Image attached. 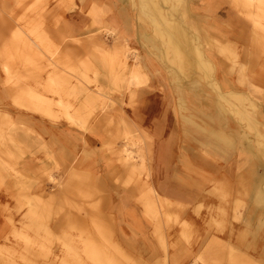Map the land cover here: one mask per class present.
<instances>
[{
    "label": "crops",
    "instance_id": "crops-1",
    "mask_svg": "<svg viewBox=\"0 0 264 264\" xmlns=\"http://www.w3.org/2000/svg\"><path fill=\"white\" fill-rule=\"evenodd\" d=\"M34 5L40 9L32 11ZM95 9H99V18L92 13ZM219 11L225 13L221 17L223 21L231 14L233 17L237 14L231 5ZM96 18L100 19L101 26L112 30L114 38H128L130 48L139 52L134 65L139 64L148 74L146 83L133 87V90L127 88L116 92L112 98L121 100L117 104L148 136L149 144L144 149L149 175L141 178L143 183L148 178L144 187L149 183L156 191L158 210L156 212L152 203L154 197L146 194L141 181L136 186H123L117 181L130 179V174L124 170L119 158L108 153L107 142L98 136L97 126L88 125L87 117L93 112L90 109L84 114L80 111L73 115L79 121L76 124L65 116L68 122L54 121L44 125L43 129L14 121L19 129H31L37 133H31L26 145L41 137L43 144L56 150L57 158L43 156L39 158L42 163L31 165L34 169L40 166L45 171L47 166L56 163V177L62 179L63 189L58 193V202L50 203L49 214L45 212L41 217L37 216V209L28 210L27 207L21 211L17 193L14 198V192H11V238L13 234L21 237L24 233L25 241L41 235L52 240L53 244L56 242L55 248L58 249L51 256L56 264H236L232 263L233 259L242 261V264H264V204L254 198L259 191L256 184L259 179H264V172L258 176L254 171L257 165L246 173L242 172L238 160V155L243 152L242 136L228 130L225 116L216 117L218 126L208 121L197 123L193 114L180 113L175 107L176 95L169 78L155 60L158 57L142 41L143 33L151 32L140 22L139 27H135L130 0H0V64L3 67L8 64L15 74L11 77L18 78L15 68L20 62L18 58L15 61L12 51L18 49L15 44L20 39L19 30L28 36L32 24H45L38 34L45 33L54 47L65 45L66 54L80 50L76 52L78 60L81 48L71 41L65 44L67 41H63L62 36L66 34L76 39L83 32H97ZM212 23L215 28L213 31L203 28V37L223 44L227 41L224 31L219 23ZM38 43L45 50L43 44ZM5 46L8 48L3 51ZM28 61L35 67H48L51 62L50 58L44 63L30 53L26 54L20 64L28 70L25 69V79L19 82H35L41 76L40 82L46 83L48 75L43 74L46 70H40L42 74L33 71L35 81L27 78L26 73L33 70ZM229 65L227 63L226 67ZM216 66L222 67L221 62H216ZM6 80L7 75L4 87L13 97ZM220 80H223L224 89L238 88L235 78L226 76ZM41 89L44 94L48 85ZM1 92L0 85V102L3 99ZM180 97L181 100L184 98L181 103L185 104L186 96ZM35 108L41 113L54 115L48 108ZM4 113L7 118L15 120L12 112ZM69 115L66 112V116ZM2 129L0 124V132ZM219 132L233 139L236 149H226L214 137V133ZM40 173L29 171L26 177L36 178ZM133 177L137 175H131ZM238 177L243 181L244 189L241 183L239 190ZM37 185L32 194L49 199L46 195H50L51 184L38 180L35 187ZM61 194L68 195L69 200L62 198ZM3 209L5 206L0 204V217ZM44 217L52 221L47 224ZM19 218L25 223L23 230L18 226Z\"/></svg>",
    "mask_w": 264,
    "mask_h": 264
},
{
    "label": "rangeland",
    "instance_id": "rangeland-1",
    "mask_svg": "<svg viewBox=\"0 0 264 264\" xmlns=\"http://www.w3.org/2000/svg\"><path fill=\"white\" fill-rule=\"evenodd\" d=\"M161 1L162 9L166 16L173 21H177L181 27L185 28L189 35L192 34L191 37H194L196 40L195 41L193 39L195 44L201 46L206 57H209L214 65V70L212 72L209 71L208 75L205 74L199 67L194 66L196 57H194L195 55L192 52L191 46L194 45V42L191 40L189 41L190 43L187 44L185 42H181V45L187 49V54L183 55L187 65L184 66L186 69L184 68L182 70V68L169 59V57H171L170 55L163 53V48H161V52H157L154 49V44L149 39L151 36L154 37L152 31H150L151 33L149 34L146 33L145 37L142 35L143 44L158 57H155V60L164 69L169 78L171 86L176 95L175 107H177L180 113L193 114V119L197 123H204L205 121H208L211 125L218 126L219 122L216 117H218V115H222L224 118L225 116L224 123H228V130H234L235 132L239 133L240 136H242L241 146L243 152L241 151V155H238L241 165L240 169L243 173H246V170L248 171L250 169H254L258 162L262 163L260 158L264 157L263 5L258 3L256 0H183L186 2L187 10L189 11L187 13L186 10H183V14L180 16L177 15L176 17V15L171 14L170 5L167 4V0ZM130 2L134 14L135 27H139V22L146 26V23L149 22L150 19H148V17L142 13L141 9H139L140 7H138L137 4L138 1L130 0ZM229 5L236 8L237 14L233 17V14L230 13L231 17L223 21V18L221 19V17L225 16V13L219 10L227 8ZM38 9H40V7L37 5H34L31 8L32 11ZM96 10L93 12L95 14L99 13V9L97 10L98 12H96ZM95 16L97 18L100 17V15L97 14ZM97 18L95 19V23H98L96 25L98 27L97 32L93 33L92 30H89L90 33L83 32L81 37L76 39L73 38V36H67L66 34V38L62 36V40L67 41L65 44L71 41L81 45H77L78 49L81 48V52L78 56L79 61L76 59V52L80 50L70 51L66 54V51H64L65 45H55L54 47L48 40L45 33L42 35L38 34V31L41 33L43 30L40 29V27L43 28L45 24H42L43 26H40L39 24H32L28 31L33 34L29 33L28 36L19 30L18 34L21 40L19 39L17 44H15L18 49L16 50L13 48L14 51H12V55L16 57L15 61H17L18 58L19 62L23 64L22 59L26 56V54L29 53L30 55H33L34 59H41L44 63L46 61L48 62L50 58L51 62L49 61L50 65L48 67H35L33 64H31L32 62L30 63V61H28L29 68L33 67V70H29L26 73L29 80L34 79L35 81L33 76L34 74H32V72L35 71V74H42L43 72L40 70H46L48 72L45 71L43 73L45 76L48 75L45 78L46 83L40 82L42 80L41 76L38 77V80L35 82L20 83L19 80L25 79L23 75H25V69L28 70V68L19 63V65L15 68L18 74V78H16V80L14 77H11L15 75L12 68L8 64H6L5 67L1 66L0 64V80H2V84L0 85L2 86L1 93L3 95V99L0 102V109L2 111V114H0V124L3 128L0 132V204L5 206V210L3 209L2 215L0 217V264H56L55 259L51 256H54V252H56L58 249L55 248L57 246L56 242L53 244L52 240L42 237L41 235L34 236V238H31L28 241L26 240V242V236L24 233L21 234V237H24V239L18 236V234H13V238H11L12 235L9 233V204L11 201V192H14V198L17 193V203L21 205V211L27 207L28 210L37 209V216L39 214V217H41L45 212L49 214L47 209L51 208L50 203L58 202V193L63 189L62 179L56 177V173L58 171L56 163H53L51 166H47L45 171L40 166L34 169L31 165L37 162L42 163V160L39 158L43 156V158H57V154H55L56 150L52 147H47L45 143L43 144L41 137H38L39 139L34 141L33 144L26 145L27 139H31V133H37L34 130L31 131V129H19V126H17L14 121L18 122V124H33L34 127H39L40 129H43L44 125L52 124L51 122L54 121L64 122L65 117L72 122L75 121L74 123L76 124V120L74 119L75 117H73V114L76 112V110L77 113L82 111L84 114L86 109H90L93 112L87 117L88 125L92 124V126H97L98 136L104 138V141L107 142L106 148L109 150L108 153L115 158H119L122 161L124 170L130 174V179H119L117 181L121 182L123 186H136L138 182L141 181L142 186L144 187L146 180H148V178H146L143 183L141 178L145 174L149 175L147 172L148 169L144 149V147H147L149 143L147 140L148 136L143 135L145 133H142L138 126L134 125L135 123H133L128 116H126V119H128L129 123L126 119H124L126 126L125 122L120 121L122 117L118 109H122V106L118 105L117 102H121V100L112 98L116 92L130 87L131 90H133V87L137 88L138 86L132 82L122 81L118 87L110 89V87L107 86L108 82H106L105 77L101 75V73L104 71V65L101 60L103 55L101 53H104L105 51L108 53L111 51L114 52V49H127L128 51L126 54L125 51H123V56H125L123 58L125 60L127 55V66L131 68L130 72L128 69L125 70L127 77L130 76L134 70H138L141 72V74L147 77L148 74L139 64L134 65V63H136L138 60L139 52L134 48H130L128 38L125 36H118L119 40L117 37L114 38L112 30L108 28V26H101V21ZM186 20L189 22L191 21L192 24L188 25L189 22L187 23ZM43 21H46V19H43ZM60 21L61 20L58 21L59 26H61ZM212 22L219 23V26L224 31L226 35L225 39H227V41H221L223 44L215 42L216 40H207L203 37V28L207 29V31H213V28H215L212 27L214 26ZM170 29L173 36L179 37L181 39L182 35L179 34L178 30L176 32V29L171 27ZM92 36L98 38V42L103 46L102 49H95L92 45H87V40ZM153 37L151 38L158 44V40L156 41ZM36 40L43 44L46 51L40 47V44ZM118 42L119 44H117ZM25 43L28 45H25ZM160 43L161 42H159V44ZM115 45L117 47H115ZM6 48H8V46H5L3 51H6ZM91 49H94V51ZM107 52H105L104 55L106 57L108 56ZM100 56L101 58H99ZM68 57H71L70 60H68ZM106 57L103 59H106ZM188 58L189 60H187ZM188 61H191L192 63H188ZM235 61L236 64H234ZM216 62H221L222 67L217 68ZM34 63L36 64V61ZM227 63L230 65L226 67ZM184 70H186L189 74H185ZM68 71L70 72L68 73ZM117 71H119L117 73L122 74V71L120 73V69ZM4 73L9 77H7L6 86L13 97H10L4 87L6 77ZM173 74L177 75L178 77L174 78ZM99 76H101V78ZM226 76H228L230 79H236L234 83L237 84L238 88L236 90H231L243 93L254 103V109L250 108L248 102L247 107L254 111L253 116L258 121V128L253 129L249 126L250 121L247 120V122L246 120L240 118L237 109L240 108L242 102L233 101L231 103L230 101H227L221 97V91L225 92L227 89L223 88V80L220 79L221 77L225 78ZM47 85L48 89H45L47 88ZM41 88L45 89L43 91L46 96L40 92L42 91ZM107 89L111 93L108 92ZM94 91L97 93L95 94ZM101 91L108 92V95L110 96V99H107L109 107L104 109H102L101 104L103 100L101 99L102 95L99 94ZM180 95L186 96L185 104L181 103L182 100ZM81 96H84V98ZM79 97H81V99ZM93 101L95 102L92 103ZM112 102L117 107H114L115 105ZM66 105L72 106L69 107ZM39 106L40 108H48L55 116L47 113H41L37 108H35ZM4 112H12V116L15 118V120L9 117L7 118V115ZM66 112H68L70 115L66 116ZM204 112L210 116H205ZM65 122L68 121L65 120ZM127 123L130 125L128 126ZM127 127L129 129H127ZM5 128L7 129L5 130ZM137 129L140 131V133L137 131ZM88 130L92 129L89 128ZM258 132H260L261 135H259ZM39 133L42 132L39 130ZM217 135V138H223L221 134ZM143 136H145L144 139ZM214 137H216V134H214ZM233 143L234 144H231L233 147L229 144H226V149H236V143L234 140ZM125 147L129 148L131 151L133 150L134 153H132V156L134 154L135 159H131L127 156V152L124 151ZM113 151H116V154H114L115 152ZM29 171H40L41 173L36 178L28 179L26 176H28L27 172ZM131 175H137V177L131 178ZM38 180L51 184L50 195H46L49 199L44 200L32 194V191H35L38 187V185L35 187ZM262 180L264 182V179ZM248 182L249 178H247V183ZM241 183L244 189L245 186L243 185V181L238 177L237 184L239 190L241 189ZM33 186L35 188H33ZM144 188L146 189V192L149 190L147 193L148 195L154 197L152 203L155 206L157 212L159 197L156 191L149 183H147V187ZM61 197L65 200H69L70 198L65 194H61ZM18 211L20 213V209ZM32 214L33 213L31 212V218H33ZM44 220L47 224L52 221L51 218L46 219L45 217ZM24 224V221H21L19 218L18 226L22 230L24 229ZM22 230H19V232ZM5 231L6 233H4ZM41 232L42 231H40V233ZM16 240H18V242H16ZM231 261L236 264H240L241 262L237 259Z\"/></svg>",
    "mask_w": 264,
    "mask_h": 264
},
{
    "label": "bare ground",
    "instance_id": "bare-ground-1",
    "mask_svg": "<svg viewBox=\"0 0 264 264\" xmlns=\"http://www.w3.org/2000/svg\"><path fill=\"white\" fill-rule=\"evenodd\" d=\"M134 1V0H133ZM136 1H138L137 2V4H138V7H140L139 9H141V11H142V13L143 14H145L147 17H148V19H150V21L149 22H147L146 23V28H148V30L149 31H152L153 32V35H154V37L153 36H151V37H153L156 41L158 40V44L150 37L149 39H150V41L154 44L153 45V47H154V49L158 52H161L162 50H163V53H167L168 55H170L171 57H169V59L172 61V62H174L176 65H178L180 68H182V70L185 68L186 69V67H184V66H186L187 64L185 63V58H183L184 56L183 55H185V54H187V49L185 48V47H183V45H181V42L183 43V42H185L186 44L187 43H190L189 41H193L194 42V40H195V38L194 37H191L192 36V34L191 35H189V33H187L186 32V30H185V28L184 27H181L179 24H178V22L177 21H173V20H171V19H169L167 16H166V14H165V12L163 11V9H162V1L161 0H136ZM191 1V0H190ZM258 3H260L261 5H263V7H264V0H256ZM167 4H169L170 5V11H171V14L172 15H176V17H177V15H181V14H183V10H186V12L188 13V11L189 10H187V4H186V2L185 1H183V0H167ZM96 10V9H95ZM98 10V9H97ZM96 10V12H98ZM182 12H181V11ZM141 13V14H142ZM93 14H95L94 12H93ZM97 15H100L99 13H96ZM95 14V15H96ZM140 14V13H139ZM138 14V15H139ZM146 17V18H147ZM172 18H173V16H172ZM253 18V17H252ZM187 19H189V18H187ZM145 20V19H144ZM178 20V19H177ZM140 21H141V19H140ZM187 21V20H186ZM256 21V20H255ZM189 21H187V23H188ZM186 23V22H185ZM192 23H191V21L188 23V25H191ZM141 26H144V24L143 23H141L140 24ZM193 26V25H192ZM170 27L171 28H173V29H176V32H177V30L179 31V34L180 35H182V37H181V39L179 38V37H176V36H173L172 35V33H171V29H170ZM147 30V29H146ZM146 36V33H143V37H145ZM120 37V36H119ZM122 38V37H121ZM117 39H118V37H117ZM126 39V38H125ZM194 39V40H193ZM79 40V39H78ZM81 40V39H80ZM119 40V39H118ZM122 40V39H121ZM180 40H182V41H180ZM88 42V44L87 45H92L95 49H102L103 48V46L98 42V38L97 37H95V36H92V37H89V39L87 40ZM125 41V40H124ZM196 41V40H195ZM120 42V41H119ZM119 42L117 43V44H119ZM159 42H161L160 44H159ZM115 43V42H114ZM77 45H79V44H77ZM122 45V44H121ZM79 46H81V45H79ZM91 47V46H90ZM114 47V46H113ZM113 47H112V49H113ZM115 47H117L116 45H115ZM123 47V46H122ZM83 48V47H82ZM121 48V47H120ZM161 48H163L162 50H161ZM191 48H192V52H193V54L195 55L194 57H196V61H195V65L194 66H197V67H199L205 74H209L208 72L209 71H213L214 70V65H213V62L211 61V59L209 58V57H206V55H205V53H204V51L202 50V48H201V46L200 45H197V44H195V42H194V45L193 46H191ZM190 48V49H191ZM111 49V48H110ZM109 49V50H110ZM92 50V49H91ZM104 50H105V48H104ZM122 49H114V52L113 51H111L110 53H108L107 51H105V52H107V57L106 56H104L105 55V52L104 53H101L103 56V58H105L106 57V59H101L102 60V62H103V65H104V67H103V73H101V75H103L104 77H105V79H106V82H108L107 84V86L108 87H110V89L111 88H116V87H118L119 86V84H121V82L122 81H128V82H132L133 84H135L136 86H139V85H142V84H144V83H146L147 81H148V77L147 76H145V75H143V74H141V72H139L138 70H134V72L133 73H131L130 74V76H128L127 77V75L125 74V70L126 69H128L129 70V72L131 71V68H129L127 65V60H128V57H127V55H126V58H125V60H124V58L123 57H125V56H123L124 55V52L123 51H125V54L127 53V49H123L122 51H121ZM87 51V50H86ZM92 51H94V49L92 50ZM88 52V51H87ZM97 53H98V51H97ZM163 53H162V55H163ZM189 53H191V52H189ZM92 54V53H91ZM100 54V55H101ZM133 54V53H132ZM192 54V55H193ZM69 58V57H68ZM71 58V57H70ZM70 58L68 59V60H70ZM99 58H101V56L99 57ZM166 58V57H165ZM167 59V58H166ZM187 60H189V58L187 59ZM186 60V61H187ZM166 61V60H165ZM171 62V63H172ZM191 62V61H190ZM189 61H188V63H190ZM168 63H169V61H168ZM170 63V64H171ZM192 63V62H191ZM52 64V63H51ZM102 65V64H101ZM172 65V64H171ZM192 66V65H191ZM190 66V67H191ZM99 67V66H98ZM118 67V68H117ZM102 68V67H101ZM119 70L120 69V73H121V71H122V74H119V73H117V72H119V71H117V70ZM174 70V69H173ZM184 72H185V74H189L186 70H184ZM210 72V73H211ZM69 73V72H68ZM183 73V72H182ZM12 74V73H11ZM179 74V73H178ZM10 75V74H9ZM13 75V74H12ZM174 75V78L176 77H178L177 75H175V74H173ZM11 76V75H10ZM180 76V75H179ZM7 77H8V75H7ZM100 78H101V76H99ZM9 78V77H8ZM97 78V77H96ZM186 79V78H185ZM17 80V79H16ZM15 80V81H16ZM99 80V79H98ZM9 81V80H8ZM8 81H7V83H8ZM11 82V81H10ZM15 83V82H14ZM19 83V82H18ZM20 84V83H19ZM131 85V84H130ZM216 85V84H215ZM14 86H15V84H14ZM123 86V85H122ZM127 86V85H126ZM14 88V87H13ZM12 88V89H13ZM120 88V87H119ZM131 88V87H130ZM107 91H108V89H107ZM119 91V90H118ZM95 92V91H94ZM108 92H110V91H108ZM108 92H106V91H101L99 94L100 95H102V98L101 99H103L102 100V109H104V108H107V107H109V105H108V101H107V99H110V96L108 95L109 93ZM115 92V91H114ZM97 92H95V94H96ZM111 93V92H110ZM221 97L223 98V99H226L227 101H230L231 103L234 101V102H242V107L240 106V108H238L237 110H238V114H239V116H240V118L241 119H243V120H248V121H250L249 122V126L250 127H252L253 129H256V128H258V121L254 118V116H253V113H254V111H252L251 109H249L248 107H247V102H248V105H250V108H255V106H254V103L251 101V99H249L246 95H244L243 93H241V92H238V91H235V90H226L225 92H222L221 91ZM97 96V95H96ZM99 98V97H98ZM186 99V98H185ZM93 100H94V98H93ZM183 101H184V98L182 99ZM92 101V100H91ZM95 101H93L92 103H94ZM244 102V103H243ZM31 103V102H30ZM33 103V102H32ZM88 103V102H87ZM113 103V102H112ZM114 104V103H113ZM115 105V104H114ZM66 106H72V105H66ZM40 107V106H39ZM114 107H117L116 105L114 106ZM68 108V107H67ZM79 109V108H78ZM43 110V109H42ZM71 110H73V109H71ZM116 110H117V108H116ZM119 110V112H120V114H121V117H122V119L120 120V121H123V122H125L124 121V119H126V114H125V112H124V110H122L121 108H119L118 109ZM223 110V109H222ZM225 110V109H224ZM47 112V111H46ZM76 112H77V110H76ZM75 112V113H76ZM195 112V111H194ZM74 113V114H75ZM197 113V112H196ZM73 114V115H74ZM169 114V113H168ZM200 117V116H199ZM155 118V117H154ZM75 119V118H74ZM127 121H128V119H126ZM77 121V120H76ZM247 121V122H248ZM75 122V121H74ZM77 122H79V121H77ZM128 123H129V121H128ZM127 123V125L129 126L130 124H128ZM177 123V122H176ZM150 124V123H149ZM173 124V123H172ZM135 125V124H134ZM123 126V125H122ZM125 126H126V122H125ZM137 126V125H136ZM135 126V127H136ZM83 127V126H82ZM83 128H85V127H83ZM137 128V127H136ZM86 129V128H85ZM89 129V128H88ZM87 129V130H88ZM122 129V128H121ZM127 129H129L128 127H127ZM131 129V128H130ZM133 129V128H132ZM125 130V129H124ZM138 130V129H137ZM118 131V130H117ZM131 131V130H130ZM135 131V130H134ZM133 131V132H134ZM124 132V131H123ZM122 132V133H123ZM132 132V133H133ZM211 132V131H210ZM142 133H144V132H142ZM214 134H216V139L220 142V143H222V144H224V147H225V145L226 144H229L230 146H232L231 144H234L233 143V139H231L227 134H224V133H214ZM217 134H221L222 136H223V138H217ZM258 134L259 135H261V133L260 132H258ZM124 135H126V134H124ZM128 135V134H127ZM143 135H145V136H147L146 134H143ZM132 136V135H131ZM141 136V135H140ZM145 136H143V139H144V137ZM130 137V136H129ZM139 137V136H138ZM147 138V137H146ZM145 138V139H146ZM136 140H137V138H136ZM139 140V139H138ZM141 140V139H140ZM148 140V139H147ZM147 140H145V141H147ZM221 140V141H220ZM115 142V141H114ZM142 142V141H141ZM138 143V142H137ZM140 143V142H139ZM145 143V142H144ZM149 144V143H148ZM173 144V143H172ZM258 144V143H257ZM178 145V144H177ZM233 147V146H232ZM235 147V146H234ZM260 147H261V145H260ZM184 148V147H183ZM178 149V148H177ZM263 149V148H262ZM124 151L125 152H127V156L129 157V158H134V154H133V156H132V153H134L133 152V150L131 151L129 148H127V147H125L124 148ZM140 151V150H139ZM113 152H115L114 154H116V151H113ZM118 152V151H117ZM119 153V152H118ZM138 153V152H137ZM120 154V153H119ZM126 155V154H125ZM195 155V154H194ZM263 155H264V151H263ZM138 156H140V155H138ZM195 157V156H194ZM135 159V158H134ZM264 157L263 158H260V161L262 160V163L261 162H258L257 163V167L254 169V171L257 173V175L258 176H260V174H262L263 175V172H264ZM239 160V159H238ZM125 161V160H124ZM132 161V160H131ZM134 161V160H133ZM142 161H143V159H142ZM144 163V162H143ZM143 163H141V164H143ZM127 164V163H126ZM133 164V163H132ZM132 164H131V166H132ZM133 166H135V165H133ZM143 166V165H142ZM136 167H137V165H136ZM134 168V167H133ZM143 170V169H142ZM233 170V169H232ZM139 172V171H138ZM259 182L256 184V189H258L259 191L257 192V193H255V195H254V198L256 199V201L259 203V204H261V205H263L264 204V183L262 182V179H259L258 180ZM148 189H150V188H148ZM170 190V189H169ZM149 191V190H148ZM148 191L146 192V194L148 193ZM171 191V190H170ZM143 193V192H142ZM145 194V193H144ZM142 197V196H141ZM159 201V200H158ZM154 203H156V202H154ZM157 204V203H156ZM159 205V204H158ZM147 206V205H146ZM121 218V217H120ZM207 237V236H206ZM234 260V259H233ZM233 263V262H232ZM240 264H242V261L240 262ZM245 264V263H244Z\"/></svg>",
    "mask_w": 264,
    "mask_h": 264
}]
</instances>
